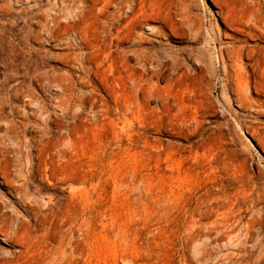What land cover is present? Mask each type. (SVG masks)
Here are the masks:
<instances>
[{"label":"rangeland","instance_id":"374dc122","mask_svg":"<svg viewBox=\"0 0 264 264\" xmlns=\"http://www.w3.org/2000/svg\"><path fill=\"white\" fill-rule=\"evenodd\" d=\"M263 15L0 0V215L28 221L20 185L70 214L64 237L0 234V264H264ZM228 193L243 222L215 239L222 214L197 212Z\"/></svg>","mask_w":264,"mask_h":264},{"label":"bare ground","instance_id":"6f19581e","mask_svg":"<svg viewBox=\"0 0 264 264\" xmlns=\"http://www.w3.org/2000/svg\"><path fill=\"white\" fill-rule=\"evenodd\" d=\"M264 16V15H263ZM257 19V18H256ZM260 19V17H259ZM262 19V18H261ZM264 20V19H263ZM262 22V21H261ZM255 24V23H254ZM256 25V24H255ZM261 25V24H260ZM264 25V24H263ZM264 27V26H263ZM258 28V27H257ZM260 29V28H258ZM263 29V28H262ZM252 33V32H251ZM258 67H260L258 64H256ZM264 68V67H263ZM246 69V68H245ZM262 71V69H261ZM261 71H258L256 66H254L253 69V74L252 75H257L259 73H262ZM237 73L239 74V72L237 71ZM244 73V72H243ZM242 73V74H243ZM248 74V73H247ZM246 74V75H247ZM241 75V74H240ZM250 75V74H249ZM243 76V75H242ZM244 80V77H243ZM247 80V79H246ZM240 82V80H238ZM245 82V80H244ZM246 83H248V80L246 81ZM246 83H244L246 85ZM255 83V82H254ZM59 141V140H58ZM50 146V145H49ZM32 160V159H31ZM61 160V159H60ZM59 161V160H58ZM62 161V160H61ZM64 161V160H63ZM66 161V160H65ZM46 163V162H45ZM54 164V162H53ZM50 165V164H49ZM27 181V180H26ZM25 181V182H26ZM30 181V180H29ZM82 182V181H81ZM34 183V182H33ZM27 184V183H26ZM258 188V187H257ZM259 191V188L257 190V192ZM256 192V193H257ZM15 193L17 196H19L21 198V202L22 203H26L28 202L27 206H25V208H27V215H24V217L28 218L27 222H21L19 219H15L11 214H1L0 215V234L2 236H6L9 235V233L16 229L17 231H21L23 232V235L31 240H38L40 238H44V236H49L47 237L48 240L50 241V235L53 234H63L62 231L65 228V226L70 222L69 219V209L66 208L65 205L56 202L55 204H52V198L53 196H51L50 198V203H47L48 205L45 208H42L40 205V200L41 197L43 196L42 192L40 190L35 191V192H30L27 188L26 185H20L17 186L15 189ZM229 194V193H228ZM260 195V193H259ZM258 195V196H259ZM43 198V197H42ZM85 198V197H84ZM210 198V197H209ZM18 200V199H17ZM44 200V199H43ZM19 201V200H18ZM45 202V201H44ZM20 203V202H19ZM46 203V202H45ZM44 204V203H43ZM69 204V203H68ZM240 203H238L237 199H235L233 194H229L226 195L224 197V202L220 203L219 205H217L215 208H211L208 212L205 211H201L197 212V218L199 219L198 224H203V222L208 221L211 219L212 216V212H220L222 215V222L219 226V228H214V232H217L215 235V239L219 236V238H221V236L224 234L225 231L227 230H223L224 229H230L229 231H231L232 229H235V227L239 224L243 222L242 218H237L236 214L237 211H235L236 207L239 206V210H241V206L239 205ZM46 205V204H45ZM216 205V204H215ZM210 208V207H208ZM238 209V208H237ZM205 210V209H203ZM13 214V213H12ZM21 214V213H20ZM215 214V213H214ZM16 215V214H15ZM22 215V214H21ZM19 216V215H18ZM241 216V215H240ZM239 216V217H240ZM20 217V216H19ZM18 217V218H19ZM218 217V216H217ZM198 221V220H196ZM206 224V223H205ZM244 224V223H243ZM242 224V225H243ZM190 225V224H189ZM213 225V224H212ZM211 225V226H212ZM218 225V224H217ZM241 225V226H242ZM245 225H246V231H252V222L251 220H246L245 221ZM198 226V225H197ZM244 226V225H243ZM222 227V229H221ZM208 231V230H207ZM224 231V232H223ZM64 232V231H63ZM41 233V234H39ZM228 232L225 233V235ZM49 234V235H48ZM229 234H232V232H230ZM228 234V235H229ZM211 235V234H209ZM212 236V235H211ZM210 236V237H211ZM64 237V234H63ZM203 237V236H202ZM207 237V235H206ZM72 238V237H71ZM209 238V237H208ZM52 239V238H51ZM203 239V238H202ZM224 239V238H223ZM60 240V239H59ZM221 239H219L220 241ZM200 241V240H198ZM62 242V241H61ZM209 242V241H208ZM43 244H46L45 241H42ZM60 243V241H59ZM70 243V242H69ZM27 244V243H26ZM33 244V243H32ZM37 244V243H36ZM25 246V245H24ZM59 246V245H58ZM205 246V245H204ZM42 247V246H41ZM46 247V246H45ZM25 248V247H24ZM29 250V249H28ZM206 251H204L205 253ZM24 253V251H23ZM67 254V253H66ZM207 254V252H206ZM63 255V254H62ZM78 255V254H77ZM205 255V254H204Z\"/></svg>","mask_w":264,"mask_h":264}]
</instances>
